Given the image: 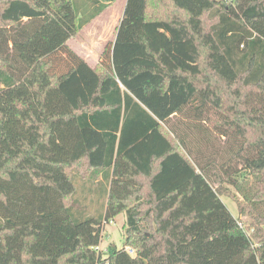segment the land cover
Segmentation results:
<instances>
[{
  "label": "trees",
  "instance_id": "16d2710c",
  "mask_svg": "<svg viewBox=\"0 0 264 264\" xmlns=\"http://www.w3.org/2000/svg\"><path fill=\"white\" fill-rule=\"evenodd\" d=\"M117 1L0 0V264H264V0H127L92 67Z\"/></svg>",
  "mask_w": 264,
  "mask_h": 264
},
{
  "label": "rangeland",
  "instance_id": "374dc122",
  "mask_svg": "<svg viewBox=\"0 0 264 264\" xmlns=\"http://www.w3.org/2000/svg\"><path fill=\"white\" fill-rule=\"evenodd\" d=\"M126 2L127 0L117 1L114 5L105 10L97 19L85 26L78 37L70 41V47L84 57L92 67L99 63L100 54L103 52L105 47L110 43H114L118 27L123 19ZM60 66L61 65H59V67ZM1 87H3V85H1ZM216 139V149L220 150L221 147L225 145V141H221L220 137H216ZM221 153L222 152H218V157ZM81 183L76 182L79 197L82 191ZM229 190L233 194L236 193V189L231 186L229 187ZM223 202L235 218H242L241 223L244 228H249V218L240 215L239 207L232 197H223ZM101 213L102 211L100 209V205L96 204V206H93L92 213L87 212L88 216H86V218H98ZM125 222L126 217L124 214H121L112 223L103 224V239L100 245L101 251H106L110 244H115L118 248L123 247V229ZM247 230L249 231V229Z\"/></svg>",
  "mask_w": 264,
  "mask_h": 264
},
{
  "label": "built area",
  "instance_id": "2783aa9c",
  "mask_svg": "<svg viewBox=\"0 0 264 264\" xmlns=\"http://www.w3.org/2000/svg\"><path fill=\"white\" fill-rule=\"evenodd\" d=\"M239 225H240L241 228L244 229V226H243V224H242L241 222L239 223ZM97 249L99 250L100 247L97 248ZM125 250H126L127 253L130 254L131 256H135V251H134L132 248L127 247Z\"/></svg>",
  "mask_w": 264,
  "mask_h": 264
},
{
  "label": "crops",
  "instance_id": "0c3cea01",
  "mask_svg": "<svg viewBox=\"0 0 264 264\" xmlns=\"http://www.w3.org/2000/svg\"><path fill=\"white\" fill-rule=\"evenodd\" d=\"M116 40V39H115ZM74 50V49H73ZM75 51V50H74ZM76 52V51H75ZM77 53V52H76ZM80 55V54H79ZM81 56V55H80ZM84 58V57H83ZM85 59V58H84ZM99 59H100V57H99ZM86 60V59H85Z\"/></svg>",
  "mask_w": 264,
  "mask_h": 264
}]
</instances>
